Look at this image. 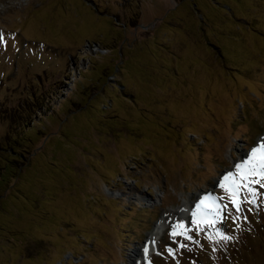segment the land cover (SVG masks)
<instances>
[{
  "label": "rangeland",
  "instance_id": "374dc122",
  "mask_svg": "<svg viewBox=\"0 0 264 264\" xmlns=\"http://www.w3.org/2000/svg\"><path fill=\"white\" fill-rule=\"evenodd\" d=\"M0 33V264H129L162 214L151 264H264V178L220 183L264 142V0H0Z\"/></svg>",
  "mask_w": 264,
  "mask_h": 264
},
{
  "label": "snow or ice",
  "instance_id": "6c2138e0",
  "mask_svg": "<svg viewBox=\"0 0 264 264\" xmlns=\"http://www.w3.org/2000/svg\"><path fill=\"white\" fill-rule=\"evenodd\" d=\"M0 43H4V34L0 33ZM259 153V156H258ZM235 168L237 169V172L242 173L241 176V183L236 184L235 181V174L232 172H229L226 176L223 177L221 183V187L224 186V181L232 180L233 185H235L233 189V194H238L239 189L241 187L245 186V181H250L252 178V174L259 173V175L264 178V142H262L258 148H253L251 151V154L249 155L248 159L245 160L243 163H238L235 165ZM261 186H264L262 184ZM249 192L255 196V191L251 188V185H248ZM243 199L240 201H233L234 207L237 211H241V204L243 203ZM203 203V201H201ZM199 207V205H197ZM196 213L193 212V216H195ZM172 235H176L175 230L173 231ZM191 239V237H188ZM224 239H230V237H223ZM148 248H144V253L147 254Z\"/></svg>",
  "mask_w": 264,
  "mask_h": 264
},
{
  "label": "bare ground",
  "instance_id": "6f19581e",
  "mask_svg": "<svg viewBox=\"0 0 264 264\" xmlns=\"http://www.w3.org/2000/svg\"><path fill=\"white\" fill-rule=\"evenodd\" d=\"M261 138H264V135L259 138V140H262ZM205 195V193H203ZM203 200L206 202V204L203 206L204 208H208L210 202V199L207 195L203 197ZM189 198H185L183 202L177 207V209H170L171 212H178L183 213L184 210H187L189 207ZM200 219L203 221H208L209 215L206 212L201 211ZM166 218L165 215L162 214L157 221L154 223L151 231L147 234L146 241L142 243V245L138 247H134L132 250L133 257L131 258L129 264H151V256L153 253V250L155 249V240L159 237L158 235L160 232H162L163 228L165 227ZM148 248L147 254L144 253V248ZM131 255V256H132Z\"/></svg>",
  "mask_w": 264,
  "mask_h": 264
}]
</instances>
